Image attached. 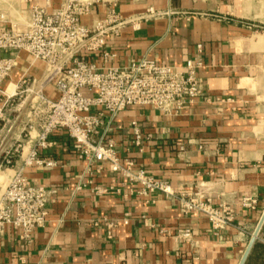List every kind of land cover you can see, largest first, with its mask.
<instances>
[{"label":"crops","instance_id":"1","mask_svg":"<svg viewBox=\"0 0 264 264\" xmlns=\"http://www.w3.org/2000/svg\"><path fill=\"white\" fill-rule=\"evenodd\" d=\"M62 1L17 0L1 8L22 26L30 5L51 11ZM108 1L123 20L139 25L108 37L104 51L114 58L101 53L91 61L126 67L148 58L184 68L197 60L202 95L177 115L132 108L107 122V138L155 180L185 192L205 186L216 208H231L234 221L214 231L205 215L184 214L175 200L139 196L107 165L96 163L89 173V163L59 131L52 137L56 146L42 152L57 166L25 169L32 185L52 192L48 221L27 240L7 226L0 233V264H240L264 214V0ZM149 9L162 15L147 16ZM105 14V6H96L82 22L91 26ZM23 76L43 83L44 63L22 53L3 89L10 92ZM44 93L58 98L51 84ZM17 116L19 134L25 112L10 114ZM132 122L142 135L141 152L132 144ZM10 178L0 171V186ZM95 187L113 189L96 195ZM246 200H255L254 208L245 207ZM104 219L119 223L111 239ZM185 230L191 241L181 237ZM244 264H264V224Z\"/></svg>","mask_w":264,"mask_h":264},{"label":"built area","instance_id":"2","mask_svg":"<svg viewBox=\"0 0 264 264\" xmlns=\"http://www.w3.org/2000/svg\"><path fill=\"white\" fill-rule=\"evenodd\" d=\"M14 1L17 0H0V171L11 173L9 181L0 186V233L12 226L20 229L22 239L27 240L46 225L52 192L32 185L25 176V169L57 166L55 161L42 156V152L56 146L52 137L59 131L67 134L79 157L89 163V173L96 163L107 165L141 197L159 193L175 200L182 213L205 215L214 231L230 225L234 221L233 211L227 206L216 208L205 186H195L185 192L155 180L132 160L122 158L116 142L107 138V122L132 108L149 107L166 115H177L195 105L202 95L197 75L202 63L189 61L184 68H173L142 58L126 67H99L90 58L101 53L114 58L104 51L108 37L134 23L123 20L114 3L63 0L59 8L51 11L32 4L20 26L11 22L1 8L2 4ZM99 5L106 7L104 18L91 26L85 25L82 19ZM161 15L153 9L147 13L150 17ZM138 23L136 20L133 27L137 28ZM22 53L44 63L45 80L40 83L23 76L8 92L3 86L16 69ZM49 84L57 90V100L44 93ZM23 111L25 121L17 134L16 124L21 119L19 116L11 118L10 114ZM131 126L134 131L132 144L141 152L142 135L137 122H132ZM9 141L10 145L6 146ZM101 170L99 167L97 171ZM112 189L95 187L93 192L103 195ZM255 204V200H246L244 205L254 208ZM102 225L111 239L119 223L104 219ZM181 237L191 241L190 231H183Z\"/></svg>","mask_w":264,"mask_h":264},{"label":"water","instance_id":"3","mask_svg":"<svg viewBox=\"0 0 264 264\" xmlns=\"http://www.w3.org/2000/svg\"><path fill=\"white\" fill-rule=\"evenodd\" d=\"M263 224H264V214H263V216L261 218V221H260V223H259V225H258V227H257V229H256V231L254 233V237L252 238V240H251V242H250V244H249V246L247 248V251H246V253H245V255H244V257H243V259H242L240 264H244L245 263V261H246V259L248 257V254H249L250 250L252 249V247H253V245H254V243H255V241H256V239H257V237H258V235H259V233H260V231L262 229Z\"/></svg>","mask_w":264,"mask_h":264}]
</instances>
